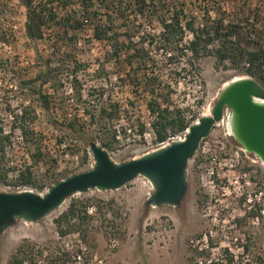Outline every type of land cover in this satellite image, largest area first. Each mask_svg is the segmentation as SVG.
I'll return each instance as SVG.
<instances>
[{"label": "rangeland", "instance_id": "obj_1", "mask_svg": "<svg viewBox=\"0 0 264 264\" xmlns=\"http://www.w3.org/2000/svg\"><path fill=\"white\" fill-rule=\"evenodd\" d=\"M159 1L162 4L182 2L187 11H198L199 4H193L194 0ZM220 1L227 14L241 11L243 19L250 23L249 29L255 26L264 34V0ZM69 7L80 11L77 3ZM199 7L203 8V4ZM204 7L211 13L219 10L215 2ZM58 13L62 15L63 10ZM24 21L25 8L18 0H0V125L7 130L11 123L16 122L17 110L24 106L32 105L37 114L32 125L34 135L27 141L19 130H15L5 147L0 164L3 167L0 174L6 173L5 183L0 182V190L5 191H16L14 184L18 173L25 171L26 167L31 172L34 185L46 187L70 173L89 168L93 160L88 150L89 142H98V126L90 124V116L85 112L92 111V105L97 107L93 112L99 124L103 125L108 120L97 115L98 108L115 102L119 106L118 113L110 121L114 129L128 128L139 121L144 124V133L151 131L147 109L149 95L141 89L135 91L131 84L123 81L124 66L109 59L107 42L92 36L89 23H83L77 31H70L68 37H73L72 43L64 44L62 48L65 52L77 53L80 68L74 71L73 62L61 55L52 56V39L56 34L52 28L46 29L43 38L36 41L40 54L37 60L25 35ZM120 25V20H115L114 26L118 31H122ZM142 27L159 30L156 21L150 26L143 21ZM189 38L190 35L186 34L185 40ZM45 59L50 60L55 68L51 80L40 88L46 96L49 115L64 123L77 120L83 125L81 136L73 138L53 128L37 96L21 84V81L35 77ZM226 65L227 68L217 67L215 58L207 55L200 61L198 75L183 73L176 78L177 81L171 80V107L180 108L185 116L209 114L210 105L224 84L247 76L244 74L245 66L233 68ZM170 77L168 74L166 79L170 80ZM74 87L80 89V98ZM227 117L228 110L224 113V120L213 125L189 160L187 191L179 205H147L146 198L152 188L142 176L119 189H91L75 193L41 220L32 223L16 220L1 233L0 264H6L23 239L39 244L60 240L67 249L80 248L79 256L71 264H212L210 261H216L226 250L237 262L243 244L248 246L241 258L243 263L256 261L264 264V165L257 156L245 152L229 134ZM116 134L117 140L107 151L117 162L135 158L160 146L153 142L152 136L145 138L140 135L135 127L131 131L126 130L124 135ZM183 134L173 138H183ZM85 150L88 159L82 162ZM75 155L79 159L77 166H74ZM21 187L39 193L46 190ZM72 200L88 204L89 234L85 242L78 233L59 237L53 222V218ZM112 239L116 241L114 247ZM196 251L197 255L194 254ZM191 255L192 260L189 258ZM256 255L261 260L258 261Z\"/></svg>", "mask_w": 264, "mask_h": 264}, {"label": "trees", "instance_id": "obj_2", "mask_svg": "<svg viewBox=\"0 0 264 264\" xmlns=\"http://www.w3.org/2000/svg\"><path fill=\"white\" fill-rule=\"evenodd\" d=\"M18 1L25 8L24 31L37 60L40 54L36 41L43 38L46 29L52 28L56 31L52 39V56H64L65 60L74 63V71H76L80 68L77 64V53L69 50L65 52L62 48L64 44L72 43L73 37L71 35L68 37L70 31H77L83 23L91 25L92 36L96 40L107 42L109 59L124 66L123 81L131 84L135 91L141 89L149 95L147 101L149 124L154 133L153 142L156 144L170 141L176 135L183 134L188 125L198 118V114L185 118L180 108L171 107L170 95L173 90L171 80L177 81L176 78L183 73L198 75L203 57L213 56L217 67L227 68L226 63L233 68L243 65L245 66L244 74L257 79L264 86V34L262 35L258 27L253 26V29H249L250 23L248 19H243L240 15L241 11L237 14H227L225 9H222L220 0H194L193 4L195 2L199 5L203 4V8L197 6V12L187 11L186 5L182 2L172 1L162 4L159 0ZM74 2L80 7L79 12L69 7L72 4L74 6ZM210 2H215L219 10L211 13L204 7ZM60 9L63 10L62 15L58 13ZM197 13L200 14L197 15ZM115 20H120L119 28H122V31H118V27L114 26ZM143 21H146L149 26L156 21L159 30L143 29ZM188 33L190 38L185 41L184 37ZM66 40L68 41L65 42ZM54 71L55 68L50 64V60L45 59L35 77L21 81V84L37 96L53 128L73 138L81 136L83 125L77 120L73 119L64 123L49 115L47 102H45L46 96L41 93L40 88L51 80ZM168 74L172 76L170 80L166 79ZM73 86L76 85L73 84ZM75 90L78 91V98H80V89L76 87ZM118 108L115 102L98 108L97 115L108 120L103 125L94 119L93 111L97 110L95 105H92V111H85L90 116V124L98 126L96 137L99 144L108 150L117 140V131L110 121L117 116ZM36 118L35 108L28 105L21 109V114L16 116V122L10 124L8 132H5L0 125V164L5 147L10 142V136L15 128H19L22 136L28 141L34 135L32 125ZM134 127L140 134L144 130V124L139 121L129 125L130 129ZM118 132L124 135L126 129L120 127ZM87 159L88 153L85 150L82 162ZM1 168L3 167L0 165V173ZM5 175L6 173L0 174V182L5 183ZM16 180L15 186H32L38 191L46 188L43 184L34 185L28 167L25 171H19ZM87 206L88 204L83 201L72 200L59 215L53 218L59 237L78 233L80 239L86 241L90 220ZM242 249L237 262L227 250L225 254H220L216 261L210 262L212 264H261L256 261L243 263L241 258L248 250L247 244H243ZM80 252L78 247L67 249L60 240H50L39 244L30 239H23L9 256L6 264H71ZM194 254L197 255L198 251ZM192 257V255L189 257L190 260ZM256 258L258 261L261 260L259 255H256Z\"/></svg>", "mask_w": 264, "mask_h": 264}, {"label": "water", "instance_id": "obj_3", "mask_svg": "<svg viewBox=\"0 0 264 264\" xmlns=\"http://www.w3.org/2000/svg\"><path fill=\"white\" fill-rule=\"evenodd\" d=\"M264 86L251 76L226 83L210 105L209 114H201L184 131L183 138L146 151L135 158L114 161L104 147L91 140L89 168L56 180L44 192L31 189L0 190V234L16 220L37 222L75 193L96 189H119L137 176L144 177L152 191L146 198L149 206H177L187 191L186 171L202 139L228 110L231 135L247 153L264 165Z\"/></svg>", "mask_w": 264, "mask_h": 264}, {"label": "built area", "instance_id": "obj_4", "mask_svg": "<svg viewBox=\"0 0 264 264\" xmlns=\"http://www.w3.org/2000/svg\"><path fill=\"white\" fill-rule=\"evenodd\" d=\"M189 34V33H188ZM190 35V34H189ZM185 37H186V35H185ZM185 37H184V40H185ZM186 41V40H185ZM263 101H264V99H263ZM21 114V108H19L18 110H17V113H16V115L15 116H18V115H20ZM193 113H191V114H189V115H187V116H185V115H183L185 118H190L191 117V115H192ZM197 120V119H196ZM195 120V121H196ZM220 121H223V118L220 120ZM219 121V122H220ZM215 124H218V122L217 123H215ZM214 124V125H215ZM148 125H150L149 123H148ZM126 130H128V131H131V129L128 127V128H125ZM15 130H19V128H17V129H15ZM14 130V131H15ZM5 132H8L9 131V128L7 129V130H4ZM116 131L118 132V129H116ZM19 133L21 134V132H20V130H19ZM119 133V132H118ZM140 135H143L145 138H147L146 136H148V137H150L151 138V136H152V138H154V133H153V131H152V129H151V131L150 132H148V133H144V132H142ZM21 136H22V134H21ZM117 136V135H116ZM206 138V137H205ZM203 140V139H202ZM201 140V141H202ZM166 143H168V142H163V143H158V144H160V145H162V144H166ZM201 143V142H200ZM200 146V145H199ZM79 164V159H78V156L77 155H75V162H74V166H77ZM16 190H22V187L20 188V186H16ZM24 189V188H23ZM89 212H91V211H89ZM111 244H112V246L114 247L115 245H116V241H115V239H112L111 240Z\"/></svg>", "mask_w": 264, "mask_h": 264}, {"label": "bare ground", "instance_id": "obj_5", "mask_svg": "<svg viewBox=\"0 0 264 264\" xmlns=\"http://www.w3.org/2000/svg\"><path fill=\"white\" fill-rule=\"evenodd\" d=\"M235 79V78H234ZM226 83H228V82H226ZM225 83V84H226ZM224 84V85H225ZM224 120V119H223ZM226 124H227V129H228V132H229V134H231V132H230V128H229V118L227 117V121H226Z\"/></svg>", "mask_w": 264, "mask_h": 264}]
</instances>
